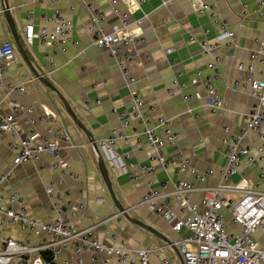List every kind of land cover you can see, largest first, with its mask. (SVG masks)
I'll use <instances>...</instances> for the list:
<instances>
[{
    "label": "crops",
    "instance_id": "crops-1",
    "mask_svg": "<svg viewBox=\"0 0 264 264\" xmlns=\"http://www.w3.org/2000/svg\"><path fill=\"white\" fill-rule=\"evenodd\" d=\"M14 26L34 69L48 80L68 102L78 121L99 142L115 134L114 150L129 163L128 173H122L106 165L114 194L133 220L155 230L170 243L187 235L186 231L174 232L157 214L140 205L142 198L150 191L170 190L177 180L195 182L185 172L164 170L151 160L153 150L139 141L136 148V132L142 126L129 115L131 95H139L148 106L149 127L154 128L159 119H167L178 135L174 145L164 148L165 157L177 159L183 156L189 165L201 171L211 170L213 176L200 186L222 185L219 173L227 165V146L224 140L238 134L246 126L245 116L255 100L249 95L245 74L237 69L239 64L252 65L254 76L264 79V0H70L52 3L50 0H7ZM201 4L214 6L233 33L229 41H223L222 26L215 23L209 11L200 12ZM86 5L103 14L99 23L105 33L125 22L131 38H141L130 51L133 57L127 65L128 73L118 69L106 48L93 45L90 12ZM0 0V43L10 42L14 46V57L4 63L2 85H0V119L12 113L18 121L23 135H37L41 139H59V158L68 163L75 177L61 174L52 168L53 159L41 156L34 163L18 166L11 173L2 191L5 195L16 193L22 198L26 215L39 222H53L55 212L51 208L45 190L53 188L50 196L56 202L68 206L82 202L85 207L67 220L76 231L93 228L91 238L113 247L151 250V263L167 257L171 264H183L175 250L149 232L128 222L114 207L98 169V155L102 151L90 143L88 137L68 117L62 104L48 88L35 79L20 56L1 12ZM118 12V15L113 13ZM55 11L74 25V44L64 47L44 45L38 38L31 44L24 41L25 29L33 24L35 30L50 26ZM141 21L138 25L137 22ZM201 42L219 43V47L206 52ZM166 50H171L166 52ZM214 59L219 61L220 77L213 82L222 97L223 110L211 113L196 100L183 101V95L198 91L205 96L203 82L195 85L191 80L200 73L203 78L213 76L211 68ZM177 83V85L175 84ZM22 86L18 93L8 91L9 86ZM183 85L184 88H181ZM30 110V111H29ZM126 112L123 118L119 113ZM127 121V125H124ZM227 129V131H225ZM164 137L162 128L157 129ZM67 136L69 142H63ZM10 137L0 135V168L9 171L13 154L9 148ZM254 136L243 138L241 145L254 148L260 145ZM151 167V173H143L142 167ZM258 166H249L245 159L238 174L227 185H236L244 176L249 182H256L264 191V179L258 178ZM61 181V184L58 182ZM167 182L166 188L162 185ZM197 183V182H196ZM203 195H191L190 202L199 205ZM171 209L179 215V204L173 202ZM231 231L239 227L228 219ZM0 235V249L7 239L24 242L28 235L15 226H3ZM257 241L264 246V234L256 233ZM42 243L47 242L41 240ZM78 241L70 242L58 255V264H120L115 259L105 262L102 254L77 249Z\"/></svg>",
    "mask_w": 264,
    "mask_h": 264
},
{
    "label": "built area",
    "instance_id": "built-area-1",
    "mask_svg": "<svg viewBox=\"0 0 264 264\" xmlns=\"http://www.w3.org/2000/svg\"><path fill=\"white\" fill-rule=\"evenodd\" d=\"M52 3L70 0H50ZM144 0H141L143 2ZM167 0H163L166 4ZM90 12L89 21L92 25L90 33L93 36V45L97 48H106L114 59L116 66L122 73L127 74V65L132 61L130 49L134 44L142 42L140 38H131L126 31L125 22L115 26L110 33H105L100 27L103 14L93 10L86 5ZM197 11H209L212 20L219 23L223 28V41H229L233 33L226 28V23L221 19L214 6L201 4ZM118 15L116 10H113ZM50 26H41L35 30L33 24L24 27V41L31 44L38 38L44 45L51 47H64L74 44L72 33L74 25L70 20L65 19L59 11H55L50 19ZM141 21H138L139 25ZM201 48L210 52L219 43L201 42ZM171 50H166L170 52ZM14 46L10 42L0 43V85H2L4 63L13 59ZM213 76L203 78L200 73L191 80V84L203 82L205 96L196 91L191 95H183V101L196 100L210 110L211 113H219L223 110L222 97L217 93L213 82L221 73L219 61L214 59L211 65ZM237 69L245 74V82L249 88V95L255 100V104L245 116L246 126L238 134L232 135L223 143L227 146L226 167L220 171L219 177L223 183H228L231 178L238 174L245 175L240 170V163L245 159L249 166H258V178L264 179V79H257L254 76L252 65L239 64ZM177 85V83L175 82ZM181 88H184L181 85ZM9 92L18 93L23 90L22 86H9ZM147 105L137 94L131 95L129 115L138 120L142 126L141 132H136V148H141V138L145 144L152 148L151 160L159 164L164 170L173 169L181 175L188 172L195 182H184L177 180L171 183L170 190H150L140 201V205L146 206L150 211L157 214L166 224L172 227L174 232L186 231L187 235L179 240L171 242L179 252L183 264H264V246L256 239V233L264 234V191L256 182H249L244 176L236 185H219L216 187L200 186L208 178L213 176L211 170L200 171L189 165L187 158L180 156L177 159L165 157L163 150L176 142L178 135L172 130L167 119H159L154 128L149 127L147 118ZM30 111V110H29ZM126 112L119 113L123 118ZM124 121V125H127ZM162 128L164 137L159 136L157 129ZM227 131V129H225ZM6 134L10 137L9 148L13 154L12 166L7 172L0 168V235L3 226H15L21 232L28 235L24 242L7 239L0 249V264H49L41 254L48 251L52 254V262L58 264V255L70 242L78 241L82 247L77 251H89L93 254H102L105 262L111 259L117 260L120 264H171V261L164 257L157 263H151L149 255L151 250L132 249L126 247H113L91 238L93 228L76 231L67 220V215L75 217L85 207L82 202L64 206L60 202L59 195L56 202L51 201L53 188L45 190L49 196L51 208L55 212L53 222H39L29 218L23 207L22 198L12 192L5 195L2 191L3 185L10 179L15 168L23 164L34 163L41 156L47 155L53 159L52 168L59 170L61 174H68L75 177L67 162L59 158L58 137L55 135L52 140L38 139L37 135H23L19 128L18 121L12 113L2 116L0 119V135ZM256 137L260 145L254 148V153L249 147H243V138ZM63 142H69L65 136ZM116 137L113 136L96 142L97 147L103 152L104 163L112 169L122 173H128L129 163L126 159L114 150ZM143 173H151V167H142ZM197 182V183H196ZM61 184V181L58 182ZM167 182L162 185L166 188ZM201 192L203 197L199 205L192 204V194ZM173 202L179 204L180 213L175 214L171 209ZM230 215L233 224L239 227V231H231L224 222L225 214ZM41 240L47 242L42 243ZM77 264H83L77 259ZM90 264H95L94 257H91Z\"/></svg>",
    "mask_w": 264,
    "mask_h": 264
},
{
    "label": "water",
    "instance_id": "water-1",
    "mask_svg": "<svg viewBox=\"0 0 264 264\" xmlns=\"http://www.w3.org/2000/svg\"><path fill=\"white\" fill-rule=\"evenodd\" d=\"M2 1V6H1V12L3 14V17L6 21V24L9 28V31L11 33L14 45H15V49H16V53L20 56V58L22 59L24 65L27 67V69L29 70V72L31 73V75L37 79L40 83H42L46 88H48L51 92H53L55 94V96L58 98V100L60 101V103L62 104L66 114L68 115V117L72 120V122L82 131L85 133V135L88 137L90 143L92 144V146L96 149L97 145L94 142L92 136L88 133V131H86V129L83 127V125L78 121L77 117L75 116L73 110L71 109V107L69 106L68 102L63 98V96L58 92V90L50 83L48 82V80H46L43 75H40L32 66L30 59L28 58V55L26 53V50L22 44V41L20 39V37L17 34V31L15 29L14 26V21L11 15V10L10 7L8 5L7 0H1ZM96 153L98 155V169H99V173L100 176L102 178L103 184L105 186V189L114 205V207L116 208V210L131 224L138 226L140 228H143L144 230H146L147 232H149L151 235H153L154 237L158 238L159 240H161L162 242H164L167 246H169L171 243L164 238L163 236H161L160 234H158L155 230H152L151 228H148L147 226L143 225L142 223L133 220L132 218L129 217V215L127 214V210L124 209V207L119 203V201L117 200L113 188H112V184L109 178V174H108V170L106 167V164L104 163L101 154L98 152V150L96 149ZM172 247L176 254L178 255L179 252L177 251V249L173 246ZM178 257L181 258L180 254L178 255ZM182 260V259H181Z\"/></svg>",
    "mask_w": 264,
    "mask_h": 264
},
{
    "label": "trees",
    "instance_id": "trees-1",
    "mask_svg": "<svg viewBox=\"0 0 264 264\" xmlns=\"http://www.w3.org/2000/svg\"><path fill=\"white\" fill-rule=\"evenodd\" d=\"M41 256L45 261H48L49 264H54L52 262V254L50 252L46 251L42 253Z\"/></svg>",
    "mask_w": 264,
    "mask_h": 264
},
{
    "label": "bare ground",
    "instance_id": "bare-ground-1",
    "mask_svg": "<svg viewBox=\"0 0 264 264\" xmlns=\"http://www.w3.org/2000/svg\"><path fill=\"white\" fill-rule=\"evenodd\" d=\"M213 64V63H212ZM213 70V69H212ZM231 137V136H230ZM229 139V138H228ZM228 139H226V140H228ZM243 160V159H242ZM242 162V161H241ZM241 164V163H240ZM201 171V170H200ZM234 178V177H233ZM232 179V178H231ZM223 183V182H222ZM229 183V182H228ZM223 186H227V183H223L222 184ZM225 214V216L226 215H228L226 212L224 213ZM230 218V217H229ZM230 220H231V218H230ZM232 222V221H231Z\"/></svg>",
    "mask_w": 264,
    "mask_h": 264
},
{
    "label": "rangeland",
    "instance_id": "rangeland-1",
    "mask_svg": "<svg viewBox=\"0 0 264 264\" xmlns=\"http://www.w3.org/2000/svg\"><path fill=\"white\" fill-rule=\"evenodd\" d=\"M230 215H226L225 218H224V222H228V219H229Z\"/></svg>",
    "mask_w": 264,
    "mask_h": 264
}]
</instances>
